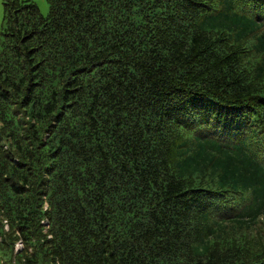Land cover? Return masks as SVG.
I'll return each instance as SVG.
<instances>
[{
	"label": "trees",
	"instance_id": "trees-1",
	"mask_svg": "<svg viewBox=\"0 0 264 264\" xmlns=\"http://www.w3.org/2000/svg\"><path fill=\"white\" fill-rule=\"evenodd\" d=\"M48 2L3 3L0 264H264V0Z\"/></svg>",
	"mask_w": 264,
	"mask_h": 264
},
{
	"label": "rangeland",
	"instance_id": "rangeland-1",
	"mask_svg": "<svg viewBox=\"0 0 264 264\" xmlns=\"http://www.w3.org/2000/svg\"><path fill=\"white\" fill-rule=\"evenodd\" d=\"M31 1H33L37 4L39 11L41 12L42 15L47 16L49 14L50 5H49L48 0H31ZM3 3H4V0H0V39L2 37L1 30H2V23H3ZM6 228H7V226H6ZM2 238H5V237L2 236ZM14 239L16 241L15 242L16 251H23V250H27L28 252L32 251V247L24 245V243L22 242V240L20 238H18V239L14 238ZM9 264H13V263H9Z\"/></svg>",
	"mask_w": 264,
	"mask_h": 264
}]
</instances>
